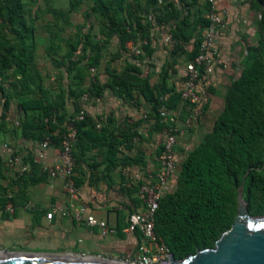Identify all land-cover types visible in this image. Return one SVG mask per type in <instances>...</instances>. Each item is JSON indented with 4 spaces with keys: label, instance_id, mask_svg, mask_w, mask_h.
<instances>
[{
    "label": "trees",
    "instance_id": "16d2710c",
    "mask_svg": "<svg viewBox=\"0 0 264 264\" xmlns=\"http://www.w3.org/2000/svg\"><path fill=\"white\" fill-rule=\"evenodd\" d=\"M196 1L176 0L179 5L176 10L168 1L156 6V0H144L143 3L139 0H131L130 3H124V0H92L89 7L91 13L103 21L99 28L100 40L90 41L87 35H82L78 41H68L64 53L57 59L51 55L54 51L51 38L47 53L53 65L61 66L67 78L76 80L80 86L89 68L98 65L103 46L112 36L117 37L121 51L125 50L126 41L135 42L137 38H143L146 42L141 45L142 52L138 58L144 53L151 54L152 50L147 44L150 22L141 15L144 13L143 16H146L151 12L158 23L177 19L175 26L169 28L173 47L181 48L192 40V49L186 57L190 59L198 43L194 33L207 23L204 17L197 14L188 22L187 7ZM252 2L262 10L254 54L249 62L241 65L238 75L228 83L223 93L221 111L214 119L210 131L202 136L181 161L172 191L163 194L157 201L153 214V232L171 256L174 251L176 256L186 257L200 247L214 245L215 240L234 219L236 190L241 181V198L247 210L256 214L264 212V0ZM79 3L80 0H68L66 11H75ZM46 10L54 16L58 13L51 6H47ZM31 21L25 0H0V132L4 129L3 119L8 104L15 99L21 110L39 111L35 128L45 129V133L36 139L41 141L47 137L49 142L55 140L58 143V136L69 127L74 114L66 116L64 112L58 113V107L64 105V91L60 87L57 94L50 96L42 86V77L33 62L34 28ZM79 51L82 53L78 55ZM117 56L115 52L110 57ZM105 71L108 75L105 83L99 85L91 81L85 91L79 88L75 92L67 88V94L77 98L86 92L97 97L102 89L108 88L118 98H130L131 89H135L150 105L149 115L153 119V127H163L158 107L163 105L172 110L180 99V91L167 87L169 75L175 71L173 59L161 65L155 87H150L147 77L139 76V71L129 63L120 71L113 68H106ZM74 109L76 113L75 104ZM88 120L84 116L80 120L71 121L75 130L71 150L73 173L75 155L82 154L87 148L83 140L92 141L88 135L93 134V129L87 130L84 127L89 123ZM28 126L23 124V128ZM132 128L129 126L117 137L110 136L106 140L105 172L116 164L118 145L124 143L127 148L129 140L136 133ZM51 132H55V135ZM94 134L95 139L104 140V137L101 138V130Z\"/></svg>",
    "mask_w": 264,
    "mask_h": 264
},
{
    "label": "crops",
    "instance_id": "0c3cea01",
    "mask_svg": "<svg viewBox=\"0 0 264 264\" xmlns=\"http://www.w3.org/2000/svg\"><path fill=\"white\" fill-rule=\"evenodd\" d=\"M159 1L160 3L156 0V6L168 1L174 9L179 8L175 0ZM216 1L219 8L227 14L220 28L221 32L215 40L218 61L214 64L211 73L200 76L197 80L198 104H189L180 98L172 109L173 124L177 129L176 143L173 148L177 168L202 136L210 131L214 119L220 113L221 110L213 116L218 91L212 86L222 83L229 75L232 55L237 51L233 39L223 34V30L228 28V22L231 19L236 20V16L228 4L225 6L221 0ZM194 5L195 8L203 10L204 0H197ZM142 17L150 22L147 44L152 50L151 54L144 53L140 58L137 56V60L136 57L129 58L132 56H126L125 50L119 49L117 37L112 36L103 46L104 55L101 56L98 65L89 68L80 86L76 80L67 78L63 71L66 77L63 75L64 85L59 87L64 90V105L58 107V113L64 112L66 116L75 114L74 104L78 109L79 99L86 94L84 92L77 98L74 95L69 96L66 92L67 88L77 92L79 88L85 91L91 81L101 85L108 79L106 68L120 71L127 63L139 71V76L147 77L150 87H155L161 65L166 60L173 59L175 71L170 73L167 87L173 88L174 91L182 89L184 63L188 60L187 53L192 49V40L178 49L171 44H163L161 41L163 27L169 32V28L175 26L177 19H170L167 23H158L155 22L152 13L146 16L142 14ZM202 29H197L194 37H198ZM129 45L130 43L126 41L125 49ZM115 52L118 56L110 57ZM52 81V83L55 82V76ZM50 85L48 87L51 92H48L50 96H54L58 93V86L56 82ZM149 107L150 105L137 94L135 89H131L130 98H118L108 88H104L97 97L87 93V99L83 103L85 116L89 119V123L84 127L87 130L93 129V134L88 135L92 141L83 140L84 145L87 146L84 152L75 155L73 181H75L77 195L86 205L83 216L91 214L96 219L105 220L107 224L117 229L114 234L101 236L95 227H89L83 222L74 220L73 207L77 202H72L73 207L69 206L71 201L62 188V179L60 177L50 178L41 171L42 165L58 162L59 147L55 140L50 142L48 140L47 148H39L40 140L36 137L45 133V129L35 128L36 119L40 116L39 111H23L17 106L16 100L12 99L3 119L4 129L0 132L2 160L0 249L10 247L53 251L59 255L83 253L107 259L118 258L128 253L134 255L139 242L138 235H124L119 232V229L124 223L126 212L128 210L138 211L142 208V204L135 189V183L132 185L134 188L121 185L124 179L122 169L127 168L130 175L137 174L141 180H154L163 130L153 127ZM23 124L28 127L23 128ZM129 126H133L132 130L136 133L129 140L127 148L122 147L117 151L115 166L105 172L106 140L110 136L117 137ZM99 130L102 131L101 138L104 137V140L95 139L94 133L98 134ZM51 133L55 135V132ZM11 154L21 156L24 162L30 164L32 169L29 175L15 176L4 160ZM7 201L13 207L11 213L4 208ZM47 213H50L49 217L46 216Z\"/></svg>",
    "mask_w": 264,
    "mask_h": 264
},
{
    "label": "built area",
    "instance_id": "2783aa9c",
    "mask_svg": "<svg viewBox=\"0 0 264 264\" xmlns=\"http://www.w3.org/2000/svg\"><path fill=\"white\" fill-rule=\"evenodd\" d=\"M206 8L204 18L207 20L202 32L198 36L196 52L194 56L184 63V80L183 87L180 90V98L189 104H198L199 96L197 93V80L200 76L211 73L214 64L218 61V52L215 46V40L220 34V28L226 18V12L219 8L216 0H205ZM158 3L160 1L158 0ZM151 15V12L149 13ZM161 41L163 44L173 45L171 34L163 27L161 31ZM130 45L125 49L126 56H138L141 54V45L145 44L146 40L137 38L135 42L128 40ZM87 99V93L83 94L79 99L78 109L73 118L69 121V127L60 133L58 147V162L51 165H42L41 171L50 178L60 177L62 179V188L67 194L73 207L72 202H77L73 212V218L77 222H83L89 227H95L101 236L114 234L117 229L107 224L105 220L96 219L91 214L83 212L86 208L85 202L76 192V187L73 181V159L71 155L72 145L75 138V130L71 125V121L80 120L85 116L83 103ZM162 127V141L160 150L157 155V170L154 180H144L139 178L137 174L128 172L127 168L123 167V182L122 186L130 187L134 183L137 186V193L141 200L142 208L138 211L128 210L126 212L124 223L119 229V232L124 235L137 234L139 242L135 248V254H124L111 261H116L122 264H167L169 263V252L166 246L160 241L153 232V214L157 207L158 199L165 193L172 191L175 185L176 174L178 171L176 157L173 151L176 143L177 129L173 124L174 115L172 110L161 105L157 109ZM39 148L45 149L48 146V138L45 137L39 141ZM121 143L117 147L119 151L124 147ZM5 147V145H3ZM5 163L15 174L20 176L28 174L31 171L30 164L24 162L19 155L11 154L5 159ZM5 210L11 213L13 207L9 201L5 204ZM62 211V209L60 210ZM46 216H50L47 213ZM132 255V256H131ZM81 257L89 255L79 254Z\"/></svg>",
    "mask_w": 264,
    "mask_h": 264
},
{
    "label": "rangeland",
    "instance_id": "374dc122",
    "mask_svg": "<svg viewBox=\"0 0 264 264\" xmlns=\"http://www.w3.org/2000/svg\"><path fill=\"white\" fill-rule=\"evenodd\" d=\"M139 1L140 3H143L144 0ZM221 1L225 6L228 4L236 16V20L232 21L231 19V21L228 22V32H226L227 29H225L223 30V34H225V36L229 35V39H233L237 51L232 55L233 59H231L229 65V75H227L222 83L220 82L219 84L212 86L218 91L213 116H215L222 108L224 89H226L230 80L237 76L241 65L249 62L254 54L262 13L261 8L256 7L252 0ZM126 2L130 3L131 0H124V3ZM175 3L178 6L176 0ZM91 4L92 0H80L75 11L67 12V0H25V5L34 28L33 62L42 77V86L46 89V92H51L48 86H51L50 84H54L55 82L58 87L64 85L62 79L65 76L62 70L63 68L60 66H54L51 62L50 55L47 53L51 38H53L52 45H54V51L51 55L57 59L64 53L68 41H78L79 37H82V35H87L88 38H90V41L100 40L101 36L99 35V28L103 21L96 18L91 13L89 9ZM47 6H51L58 11L56 16L50 14L46 10ZM187 10L188 22H191L196 14L199 17H204L205 1L203 10L195 8L194 4L188 6ZM123 14L124 12L122 11L121 15L123 16ZM142 14L144 13H141V15ZM80 53L82 52L79 51L78 55ZM103 55L104 53L102 52V56ZM133 57H136L137 60V56L129 58ZM54 76L55 82L52 83ZM4 85L7 86L6 83H4ZM92 257L96 256L93 255Z\"/></svg>",
    "mask_w": 264,
    "mask_h": 264
},
{
    "label": "water",
    "instance_id": "95a60500",
    "mask_svg": "<svg viewBox=\"0 0 264 264\" xmlns=\"http://www.w3.org/2000/svg\"><path fill=\"white\" fill-rule=\"evenodd\" d=\"M241 191L242 181L236 190L234 219L212 247H200L186 257L173 251L167 264H264V212L247 210ZM70 255L8 247L0 249V264H118L102 257Z\"/></svg>",
    "mask_w": 264,
    "mask_h": 264
},
{
    "label": "bare ground",
    "instance_id": "6f19581e",
    "mask_svg": "<svg viewBox=\"0 0 264 264\" xmlns=\"http://www.w3.org/2000/svg\"><path fill=\"white\" fill-rule=\"evenodd\" d=\"M69 256H71V255H68V257H69ZM85 258L92 259V257L90 258L89 256H88V257H85ZM85 258H83V259H85ZM112 262L118 263V262H116V261H112ZM118 264H119V263H118ZM120 264H122V263H120Z\"/></svg>",
    "mask_w": 264,
    "mask_h": 264
}]
</instances>
